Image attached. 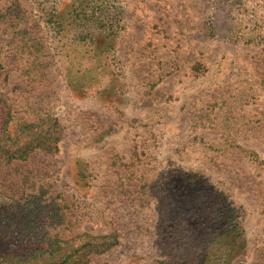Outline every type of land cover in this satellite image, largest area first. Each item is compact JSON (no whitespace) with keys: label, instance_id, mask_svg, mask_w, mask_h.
Wrapping results in <instances>:
<instances>
[{"label":"rangeland","instance_id":"1","mask_svg":"<svg viewBox=\"0 0 264 264\" xmlns=\"http://www.w3.org/2000/svg\"><path fill=\"white\" fill-rule=\"evenodd\" d=\"M0 126V254L264 264V0H0Z\"/></svg>","mask_w":264,"mask_h":264},{"label":"trees","instance_id":"2","mask_svg":"<svg viewBox=\"0 0 264 264\" xmlns=\"http://www.w3.org/2000/svg\"><path fill=\"white\" fill-rule=\"evenodd\" d=\"M50 122L52 123V119H50ZM34 126L33 123H29L26 125V128ZM51 127H54V131L55 127L59 128V124L56 120L52 124H47L45 132L51 130ZM3 128L7 131V140L11 139V135H15L17 132L15 129L11 131L7 130L5 127ZM13 138L16 139L15 136ZM35 139H38L39 141L41 140L40 142L42 144L45 143V139L42 140V137H38L37 134V136L31 139L30 142H25L23 145H6L9 147L4 150L6 153L4 152V154H2V150H0V163L3 155H5L7 162L14 159H24L27 156L28 151L34 149L37 145L35 144L32 146V142ZM50 140L56 143L58 137H55V134L51 135ZM4 145L5 143L1 144L0 142V149ZM46 147L49 151L57 150L56 144L52 146L47 145ZM27 229L30 231L31 228ZM33 233L34 232H32V234ZM41 238L47 239L45 248L36 247L23 255L0 254V264H85L90 260L88 257L90 254L103 252L112 247L115 242V236L113 235L91 236L88 234H81L72 239H62L57 236L49 238L47 234H44Z\"/></svg>","mask_w":264,"mask_h":264}]
</instances>
